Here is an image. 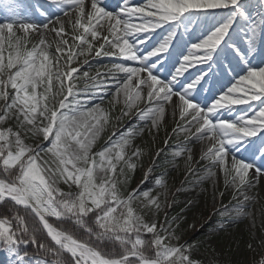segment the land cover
Returning <instances> with one entry per match:
<instances>
[{
  "label": "snow or ice",
  "instance_id": "snow-or-ice-1",
  "mask_svg": "<svg viewBox=\"0 0 264 264\" xmlns=\"http://www.w3.org/2000/svg\"><path fill=\"white\" fill-rule=\"evenodd\" d=\"M48 3L58 14L37 24L21 17L22 0H0V15L5 17L0 22V250L10 255L13 264H197L192 258L196 246L179 243L180 217L158 219L159 212L176 203L167 199V192L162 203L147 190L126 195L120 191L137 167L134 158L142 155L139 148L131 155L126 151L139 132L137 126L118 136L113 132L105 146L92 152L110 119L95 101L103 103L110 97L115 107L123 97L124 108L116 120L130 117L135 110L139 120L150 122V128H159L170 110L176 123L173 137L183 135L187 143L201 144L199 160L207 162V171L200 179L222 174L225 186L233 190L237 203L222 205L219 214L247 215L245 207L251 199L247 192L264 182V170L237 159L234 150L264 134V67L246 66V74L233 80L206 108L192 102L193 93L198 95L205 84L211 85L208 91L220 85L221 60L227 57L218 46L232 47L226 37L231 38L237 17L247 19L240 0H143L140 4L121 0L111 12L103 0ZM218 11L229 14L192 43L187 53L181 55L182 42L173 44L174 31L141 52L157 29ZM49 34H54L52 42ZM32 36L38 42H32ZM53 43L55 53L50 52ZM170 48L177 49L175 58ZM105 58L108 62L91 74L90 59ZM84 65L89 70L81 72ZM229 67L236 71V66ZM238 106L246 108L235 120L223 115ZM13 121L14 127L8 126ZM28 134L37 138L35 146L25 142ZM187 143L177 144L173 155L191 153ZM253 154L264 158V141ZM195 162L189 155V173L195 171ZM151 171L144 173V181L154 179ZM154 183L164 187L160 179ZM60 184L69 189L75 185L78 191H63ZM141 198L145 207H154L153 219L146 220L134 209L133 202ZM4 208L12 215L4 214ZM20 209L25 215L19 214ZM49 217L59 224L71 221L86 238L50 223ZM105 241L118 244L120 250L105 251ZM261 249L264 256V240Z\"/></svg>",
  "mask_w": 264,
  "mask_h": 264
},
{
  "label": "rangeland",
  "instance_id": "rangeland-1",
  "mask_svg": "<svg viewBox=\"0 0 264 264\" xmlns=\"http://www.w3.org/2000/svg\"><path fill=\"white\" fill-rule=\"evenodd\" d=\"M103 2L107 10L111 12L118 9L121 0H103ZM132 3L140 4L143 3V0H132ZM22 4L25 10L20 15L27 22L33 23L35 20L38 24L44 23L46 18L54 19L55 15L58 14L57 10L49 5L48 0H22ZM263 4L264 0H240V8L246 13L247 19L241 20L237 17L233 30H230L229 33L231 38L226 37L227 43L231 44L232 47H225L223 43L218 46V50L219 48L224 49V55L227 57V59L221 60L224 67V76L221 78L219 87L208 91L207 89L211 85L205 84L204 90L200 91L198 95L195 92L193 93L195 99L192 102L201 108H206L214 103L215 99L230 86L233 80H238L245 75L246 72L243 69L246 66L249 69L264 67ZM40 7L44 13H40ZM36 10H38V13H35ZM228 14L227 11H218L215 14H195L189 19H183L182 22H177V24L170 27L165 26L157 29L148 36L147 43L142 46L141 52L155 47L163 41L169 31H174L173 44L177 41L182 42L181 55L185 54L188 51L186 45L189 48L192 43L204 38L214 26H219V23L223 22ZM4 19L5 17L0 15L2 22ZM64 19L67 20V18ZM47 39L52 42L54 34H49ZM30 40L38 42L34 36L30 37ZM29 47H31V43ZM233 48L238 50L240 55H236ZM50 52L55 53L54 43ZM169 52L173 58L176 57V48H170ZM107 62L108 58L104 60L90 59L91 74H95V69ZM168 62L165 61V63ZM229 64L236 66L235 72L232 71ZM203 67L206 68L207 66L204 65ZM88 70L89 65H84L81 72ZM213 70L219 77V68L214 66ZM192 72L195 74L196 69H192ZM159 77H164L163 70L159 73ZM79 86L82 87V83ZM201 98H203V101L199 104ZM109 99L110 97L105 98L103 103L99 99L95 101L96 104H100L106 110L110 119L96 139L92 152L94 153L105 146L106 141L112 136L113 132H116L118 136L121 131L126 132L128 128L134 125L137 126L139 132L132 138L126 151L131 155L137 148L142 150L140 158L138 160L134 158L133 162L137 164V167L129 174L126 183L132 184L126 193L122 190L126 184L120 185L121 193L126 195L136 189L147 190L152 197L158 198L163 203L165 201L163 193L167 192L169 194L167 199L169 201L174 199L176 203L172 207L159 212L158 219L163 222L165 215L169 218L180 217L176 233L181 237L179 243L196 246L192 258L197 261V264H253V261L259 264L261 259H264V256L261 255V241L264 240V182L247 192V195L251 198L245 207L247 215H234L231 218L222 217L219 214L222 205L237 203L232 197L233 190L225 186L222 174L200 179L206 176L207 170L204 165L207 162L199 160L201 151H198V149H191V153L185 151L183 156L180 157L173 155V152L177 150L174 145L185 141L183 135L175 137L172 135V129L176 127V123L171 111L169 110L165 119L160 122L159 128H150V122L146 125L145 121L139 120L135 115V110L130 117L118 122L116 117L120 115L121 110L124 108L123 97L118 98L120 102L115 107L109 103ZM143 106V104L140 105V107ZM113 108H117L116 116L112 115ZM245 108L246 106H238L237 110L223 113V115L228 119L235 120ZM14 125L15 122L13 121L8 126L14 127ZM112 138L116 139V136ZM165 141H169V143H165ZM262 141H264V134L249 138L248 144L234 150V156L241 161L249 162L255 169L264 170V158L253 154ZM25 142L35 146L38 141L37 138L28 134ZM39 142L42 145H47L46 141L40 140ZM157 153L163 156L159 157ZM189 155H193L196 161L192 164L195 169L192 173L187 170ZM149 169H152L151 176L154 179L144 181L143 175ZM201 169L205 170L203 175L198 174ZM96 175H103V173L97 172ZM155 179L162 180L164 187H157L154 183ZM59 187L63 191L69 189L68 185L64 184H60ZM221 192L224 193L223 196L220 195ZM133 207L146 220L153 219L154 207H145L142 198L139 201H134ZM172 243L175 244L176 241H172ZM0 264H13L10 255L2 250H0Z\"/></svg>",
  "mask_w": 264,
  "mask_h": 264
},
{
  "label": "trees",
  "instance_id": "trees-1",
  "mask_svg": "<svg viewBox=\"0 0 264 264\" xmlns=\"http://www.w3.org/2000/svg\"><path fill=\"white\" fill-rule=\"evenodd\" d=\"M112 115H115V116L117 115V108H113ZM115 116H113V117H115ZM162 163H164V161H162ZM160 165H162V164H160ZM0 175H2V169H0ZM131 184L130 183L129 184H126L125 185V188H122V190H124L123 191L124 193H126L129 190ZM69 190H71V191H78V189L76 188L75 185H72V188L71 189H67L66 191H69ZM0 207H3V206H0ZM3 212H4V214H7L8 216H11L12 215V213L9 212L7 208H4L3 209ZM19 214L25 215L24 210L23 209H20L19 210ZM29 219H30V217H29ZM48 219H49V222L50 223H53L54 225L59 224V222H56L54 218L49 217ZM59 226L65 227L68 231L73 232V234L76 235V236H78V237H84V238H86V234L83 232V229L78 228L76 225L72 224L71 221H64L62 224H59ZM144 238L145 239H148L149 236L146 235ZM102 247H104V250L105 251L111 250V251H114L115 252V251H119L120 250L118 244H115L114 242H109V241H105L104 242V245Z\"/></svg>",
  "mask_w": 264,
  "mask_h": 264
},
{
  "label": "bare ground",
  "instance_id": "bare-ground-1",
  "mask_svg": "<svg viewBox=\"0 0 264 264\" xmlns=\"http://www.w3.org/2000/svg\"><path fill=\"white\" fill-rule=\"evenodd\" d=\"M120 4H121V3H120ZM39 10H40V13H44V12L42 11L41 7L39 8ZM43 10H44V9H43ZM35 13H38V10H36ZM0 22H2V21L0 20ZM33 23H37V24H38V22L35 21V20H34ZM249 33H250V32H249ZM247 34H248V33H247ZM185 47L188 49V45H186ZM141 49H142V48H141ZM243 51H244V50H243ZM87 66H88V65H87ZM106 98H107V97H106ZM199 100H200V99H199ZM99 101H100V100H99ZM99 101H97V102H99ZM202 101H203V98H201V100L199 101V104H200ZM205 102H206V100H205ZM91 106H93V105L90 104L89 107H91ZM184 143H187V142L185 141ZM204 143H205V145L207 144V142H204ZM178 144H180V143H178ZM176 145H177V144H175L174 147H176ZM187 147H188L189 149H198V151H200V149H201V144H200V142H197V141L193 140L191 143H187ZM204 171H205V170L201 169L200 171H198V174L203 175V174H204Z\"/></svg>",
  "mask_w": 264,
  "mask_h": 264
}]
</instances>
